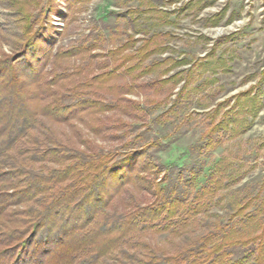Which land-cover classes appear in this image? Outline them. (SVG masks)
Returning a JSON list of instances; mask_svg holds the SVG:
<instances>
[{"label": "rangeland", "instance_id": "1", "mask_svg": "<svg viewBox=\"0 0 264 264\" xmlns=\"http://www.w3.org/2000/svg\"><path fill=\"white\" fill-rule=\"evenodd\" d=\"M27 26L39 29L46 80L55 71L63 90L116 101L50 126L62 141L74 127L116 159L133 153L118 166L125 197L143 199L138 186L173 164L194 168L196 188L221 179L205 224L239 208L231 195L241 205L259 195L245 213L264 199V0H0V51L17 53ZM80 114L104 120L103 138Z\"/></svg>", "mask_w": 264, "mask_h": 264}, {"label": "trees", "instance_id": "2", "mask_svg": "<svg viewBox=\"0 0 264 264\" xmlns=\"http://www.w3.org/2000/svg\"><path fill=\"white\" fill-rule=\"evenodd\" d=\"M26 31L17 53L0 51V264H264V199L244 212L259 195L242 205L231 195L239 208L205 224L220 178L196 188L193 167L184 174L170 164L169 174L138 186L143 199L125 197L118 166L133 153L116 159L74 127L63 141L55 135L50 125L70 123L71 110L117 103H92L76 83L63 90L55 71L46 80L39 29ZM78 118L103 138V119Z\"/></svg>", "mask_w": 264, "mask_h": 264}]
</instances>
